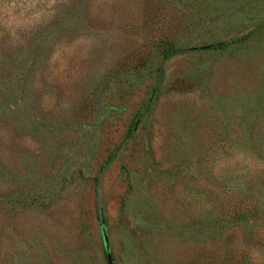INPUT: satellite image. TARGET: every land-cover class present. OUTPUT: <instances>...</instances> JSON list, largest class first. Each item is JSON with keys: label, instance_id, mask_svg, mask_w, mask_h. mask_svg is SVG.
Masks as SVG:
<instances>
[{"label": "rangeland", "instance_id": "374dc122", "mask_svg": "<svg viewBox=\"0 0 264 264\" xmlns=\"http://www.w3.org/2000/svg\"><path fill=\"white\" fill-rule=\"evenodd\" d=\"M16 3L0 264H264V0Z\"/></svg>", "mask_w": 264, "mask_h": 264}, {"label": "clouds", "instance_id": "9594fccd", "mask_svg": "<svg viewBox=\"0 0 264 264\" xmlns=\"http://www.w3.org/2000/svg\"><path fill=\"white\" fill-rule=\"evenodd\" d=\"M56 3V0H49L48 6L51 8L53 4ZM17 8L16 0H0V25H3L6 28L21 27L20 23H14L17 21L18 16H23L24 11L21 10L19 13H16L15 9ZM21 8L23 6L21 5ZM54 15V11L49 13V18ZM35 21L40 20L41 13L36 12L33 14ZM233 157L235 162L239 163L241 167L248 168L252 166L251 157L248 153L245 152L242 148L233 149Z\"/></svg>", "mask_w": 264, "mask_h": 264}, {"label": "trees", "instance_id": "16d2710c", "mask_svg": "<svg viewBox=\"0 0 264 264\" xmlns=\"http://www.w3.org/2000/svg\"><path fill=\"white\" fill-rule=\"evenodd\" d=\"M248 37V35L244 36V38L242 39H246ZM234 41H240V40H234ZM229 45V42L227 41H218V42H215V43H210V44H205V45H202V46H199L198 48H186V49H175V50H171L170 54L169 55H174V54H177V53H181V52H185V51H189V50H193V49H199V50H223L225 49L227 46ZM138 118H135L133 123L131 124L130 128H129V136H131L138 124ZM127 136V137H129ZM100 221L102 220L101 217L99 218ZM103 250H104V253H105V256L107 258V254H106V251H105V247H104V243H103ZM110 253V251H109ZM111 255V254H110ZM108 260V258H107ZM112 260V259H111ZM108 264H109V261H108Z\"/></svg>", "mask_w": 264, "mask_h": 264}, {"label": "water", "instance_id": "95a60500", "mask_svg": "<svg viewBox=\"0 0 264 264\" xmlns=\"http://www.w3.org/2000/svg\"><path fill=\"white\" fill-rule=\"evenodd\" d=\"M102 235H103V243H104V247H105V251H106V254H107V258H108L109 264H112L111 255L109 253V245H108L107 236H106L104 227H102Z\"/></svg>", "mask_w": 264, "mask_h": 264}]
</instances>
